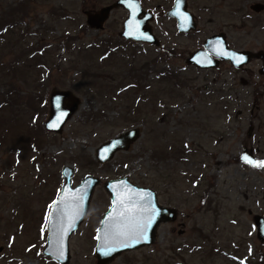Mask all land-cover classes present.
Segmentation results:
<instances>
[{
	"label": "rangeland",
	"instance_id": "rangeland-1",
	"mask_svg": "<svg viewBox=\"0 0 264 264\" xmlns=\"http://www.w3.org/2000/svg\"><path fill=\"white\" fill-rule=\"evenodd\" d=\"M115 1L0 0V102L9 104L0 109V264H57L42 252L64 166L73 169L72 187L88 175L102 179L86 220L69 239V264H96L95 234L110 206L103 185L123 177L153 190L159 204L178 215L160 224L151 246L108 264H264V243L241 209V165L232 163L242 133L264 134V80L256 89L255 73L252 78L227 64L199 70L185 63L188 53L219 33L232 49L264 50V12L249 9L264 0H189L198 30L180 36L162 14L171 0H140L155 12L151 26L165 51L124 43L118 36L127 16L122 9L113 10L101 30L86 25L84 12ZM154 61L144 85L135 86L128 66ZM60 89L74 93L80 105L60 134H50L43 128L49 94ZM8 90L25 102H13ZM100 112L104 117L85 125ZM133 128L141 135L127 151L105 165L95 161L99 145ZM209 183L215 212L201 202Z\"/></svg>",
	"mask_w": 264,
	"mask_h": 264
},
{
	"label": "water",
	"instance_id": "water-1",
	"mask_svg": "<svg viewBox=\"0 0 264 264\" xmlns=\"http://www.w3.org/2000/svg\"><path fill=\"white\" fill-rule=\"evenodd\" d=\"M136 5L132 8L129 6V0H116L115 3L97 11L84 12L86 23L94 30H101L113 10L123 9L127 12V18L123 22L119 36L126 41L161 48V43L150 26L154 19L152 12L143 11L139 0H136ZM249 9L256 14L264 12V3L255 2L249 6ZM179 11L188 17L186 22L182 21L181 15L176 14L177 0L167 13L169 18L176 19L179 33L196 31L198 22L188 11L186 0H180ZM251 59L262 62L259 74L264 75V51L233 50L229 48L225 34L219 33L208 37L200 49L189 53L185 63L200 70H209L218 67L219 62H228L235 69H240ZM237 60L240 62L238 63ZM79 105L80 98L71 91H51L49 114L43 124L44 129L49 133L60 134ZM139 137L138 128L115 136L96 149L95 161L99 165L111 162L116 153L127 151ZM72 174L71 167L62 168L64 184L48 214L43 255L58 264H69V238L86 220L94 190L101 184L100 178L89 175L84 177L79 185L72 187ZM103 187L110 197V206L103 214L95 236L96 264H108L124 252L152 245L156 238L157 227L161 223L173 222L176 219V210L160 205L153 190L138 187L130 183L127 178L108 180ZM253 222L257 239L264 243V219L255 217ZM119 233L124 234L119 235ZM124 244L130 246L124 247Z\"/></svg>",
	"mask_w": 264,
	"mask_h": 264
},
{
	"label": "flooded vegetation",
	"instance_id": "flooded-vegetation-1",
	"mask_svg": "<svg viewBox=\"0 0 264 264\" xmlns=\"http://www.w3.org/2000/svg\"><path fill=\"white\" fill-rule=\"evenodd\" d=\"M165 1H167V0H165ZM174 1L175 0H171V6L168 9H166L162 14H164L165 18L168 21L173 23V25L175 26L177 35L178 36L187 35L190 33L197 32L198 27H197V30L194 32H188L186 34L179 33V31L177 30L176 19L169 18L167 16V13L172 8ZM186 3H187L188 11L190 13H192L189 10V0H186ZM141 6H142V4H141ZM142 10L145 12L151 11L154 19L156 18L155 12L153 10H148V9L145 10L143 6H142ZM126 14H127V12H126ZM153 33H154V31H153ZM159 41H160V39H159ZM124 43L130 44L127 41H124ZM160 43H161V48L159 50L165 51L164 46H163L161 41H160ZM202 45H203V43H202ZM109 47L110 46H108L107 49H109ZM110 48H112V47H110ZM248 51H250V50H248ZM257 51H260V50H257ZM257 51H252V52H257ZM160 58L161 59L164 58V55H160ZM255 63L260 64V67L257 69L256 72H254L250 69L251 66L254 65ZM222 64H227L236 72L249 73V75L251 77L255 73L257 75L258 80L257 81L254 80V82H252L251 84L254 87H256V89L262 88L264 75L259 74V70H260L261 65H262V62L260 60L251 59L246 65H244L240 69H235L228 62H219V65L216 68H219ZM188 67H192V66H188ZM215 69H213V70H215ZM254 93H256L255 90H254ZM254 102H255L254 105L256 108V103L258 102L257 97L255 98ZM251 117H252V119L257 118V121H259V122L261 121V120H259V117L257 115H252ZM250 123H253V122H250ZM252 127H254V126H252ZM242 134H243V138H244L243 146H242L237 158L233 159V161H232V163H235V162L239 163L241 165V169H242V172H241L242 182L240 183V190H239L241 198L243 200V204L241 206V209L243 211L248 212V214L251 216V218H253V220L255 217H261L264 219V210H263L264 209V188H263L264 185L261 183V180L263 178L264 167L254 166L252 163H248L244 159V157H247L249 160L254 161V162H264V134H263V132H261L257 129L256 130L250 129V130H248ZM212 191H214V186L212 185V183H209L208 184V193H207L208 197L206 198L203 195L201 198V202L202 203H208V207H210V210L214 211V209L211 208V204H214L215 202L212 199L209 200L210 199L209 195ZM177 215H178V213H176V219H177ZM176 219H175V221H176ZM175 221H173V222H175ZM165 223H167V222H165ZM165 223H163V224H165ZM179 224L182 225V223H179ZM179 234H181V231H179Z\"/></svg>",
	"mask_w": 264,
	"mask_h": 264
},
{
	"label": "trees",
	"instance_id": "trees-1",
	"mask_svg": "<svg viewBox=\"0 0 264 264\" xmlns=\"http://www.w3.org/2000/svg\"><path fill=\"white\" fill-rule=\"evenodd\" d=\"M0 23H2V24H4V22L3 21H0ZM8 23V22H7ZM262 24V22H260V23H257L256 22V24H255V27H257L256 25H260L259 27H263V25H261ZM263 32H264V27H263ZM62 44H64L63 42H62ZM64 46V45H63ZM67 48H68V46H67ZM154 63H157V62H152V64L151 63H148V64H142V65H140V66H138V67H134V66H128L129 67V73H128V75H129V80H132L133 82H134V85L135 86H139V87H142L143 85H144V80H145V76H147L148 75V73H150L151 71H153V65H154ZM37 67H41V65H39V66H37ZM1 70V69H0ZM162 72H167V70H165V69H162L161 70V73ZM87 73V72H86ZM85 75V74H84ZM0 88H1V83H0ZM39 91H40V89H39ZM34 92V91H33ZM5 95H7L8 97H10V99L13 101V102H15V103H18V104H22V103H24L25 102V100H23V102H21V98L19 97V95H17V98L16 97H12V92L10 91V90H8L7 92H6V94ZM1 96V95H0ZM31 96V95H30ZM37 97V98H36ZM34 98H36V99H41L42 97H41V95L40 94H38V95H36ZM37 100V101H38ZM28 102V101H27ZM28 105H31V103H30V101L27 103ZM6 105H9L8 104V102L6 101V100H3L2 102H0V109L1 108H3L4 106H6ZM42 109V108H41ZM41 109H39L38 110V114L37 115H41ZM102 117H104L103 116V113H98V114H92V116H88L86 119V121L84 122L85 123V125H90V124H93V123H95L97 120V118H102ZM99 120V119H98ZM83 123V124H84ZM33 149H34V147H33Z\"/></svg>",
	"mask_w": 264,
	"mask_h": 264
},
{
	"label": "snow or ice",
	"instance_id": "snow-or-ice-1",
	"mask_svg": "<svg viewBox=\"0 0 264 264\" xmlns=\"http://www.w3.org/2000/svg\"><path fill=\"white\" fill-rule=\"evenodd\" d=\"M129 6L132 7V8H135L137 5H136V0H129ZM179 8H180V0H177V13L176 14H179L181 15V18H182V21L186 22L188 20V17L182 13H180L179 11ZM130 34V33H129ZM147 38V37H146ZM242 59V58H241ZM237 62L239 63L240 61L237 60ZM245 161L248 162V163H252L254 166H257V167H264V162H254V161H251L249 160L247 157H244ZM124 233H119V235H123ZM124 247H128L130 245L128 244H124L123 245ZM108 251H112V249H108Z\"/></svg>",
	"mask_w": 264,
	"mask_h": 264
}]
</instances>
